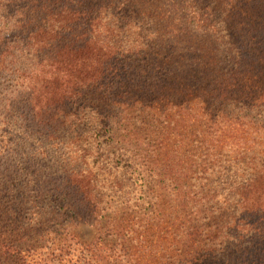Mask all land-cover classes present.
<instances>
[{"label":"trees","instance_id":"trees-1","mask_svg":"<svg viewBox=\"0 0 264 264\" xmlns=\"http://www.w3.org/2000/svg\"><path fill=\"white\" fill-rule=\"evenodd\" d=\"M0 264H264V0H0Z\"/></svg>","mask_w":264,"mask_h":264},{"label":"rangeland","instance_id":"rangeland-1","mask_svg":"<svg viewBox=\"0 0 264 264\" xmlns=\"http://www.w3.org/2000/svg\"><path fill=\"white\" fill-rule=\"evenodd\" d=\"M123 211V209H117V217H124L120 215ZM71 227L75 235L83 241H90L97 234V228L88 224L77 223Z\"/></svg>","mask_w":264,"mask_h":264}]
</instances>
